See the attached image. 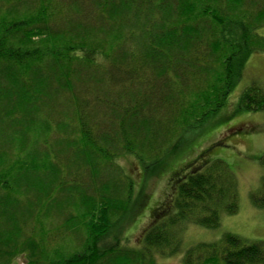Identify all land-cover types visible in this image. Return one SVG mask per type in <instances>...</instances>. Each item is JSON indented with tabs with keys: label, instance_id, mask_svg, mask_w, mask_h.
<instances>
[{
	"label": "trees",
	"instance_id": "16d2710c",
	"mask_svg": "<svg viewBox=\"0 0 264 264\" xmlns=\"http://www.w3.org/2000/svg\"><path fill=\"white\" fill-rule=\"evenodd\" d=\"M263 24L264 0H0V264H156L183 224L236 213L233 172L207 148L175 175V213L131 247L133 182L116 158L144 176L182 159L264 49ZM263 109L252 81L236 112ZM250 200L264 208V175ZM179 264H264V241L227 232Z\"/></svg>",
	"mask_w": 264,
	"mask_h": 264
},
{
	"label": "rangeland",
	"instance_id": "374dc122",
	"mask_svg": "<svg viewBox=\"0 0 264 264\" xmlns=\"http://www.w3.org/2000/svg\"><path fill=\"white\" fill-rule=\"evenodd\" d=\"M254 33L264 36V24L256 27ZM252 81L264 87V49L251 52L242 76L230 92L225 105L207 120L204 132L188 136L186 142L197 135L190 148L183 151L182 159L177 158L164 171L153 174L154 170L150 168L144 176L140 162L133 155L123 154L116 158L124 174L133 182L132 207L126 212L121 236L124 234L126 240L123 242L135 248L142 246L143 233L162 210H166V215L161 216L165 219L175 213L174 178L195 165L198 162L195 158L202 150L209 148V158L224 161L237 182L238 211L222 214L220 225L215 228L190 222L183 224L179 231L182 240L179 250L170 256L156 252V264H179L187 248L201 242H218L227 232L250 241H264V208L255 207L250 200V193L259 187L261 176L264 175V166L259 162L264 156V109L236 112L239 94ZM216 143L220 145L216 146ZM13 264H27L26 255H18Z\"/></svg>",
	"mask_w": 264,
	"mask_h": 264
}]
</instances>
